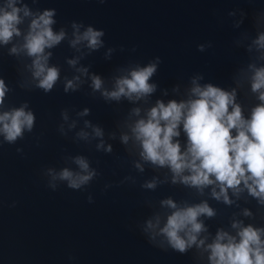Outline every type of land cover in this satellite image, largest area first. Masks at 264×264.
I'll return each mask as SVG.
<instances>
[{
    "label": "clouds",
    "instance_id": "9594fccd",
    "mask_svg": "<svg viewBox=\"0 0 264 264\" xmlns=\"http://www.w3.org/2000/svg\"><path fill=\"white\" fill-rule=\"evenodd\" d=\"M39 2L31 0L30 6L25 0H0V61L4 50L15 59L16 87L24 92L39 90L47 95L62 83L65 94L85 91L86 86L91 90L86 95L108 105H131L111 132L87 119L90 108H65L57 132L74 143L94 145L96 152L107 155L114 152L109 141H119L137 174L154 173L140 184L145 192L163 186L187 191L188 198L179 200L172 195L145 198L151 214L137 228L147 241L163 251L192 252L196 264H264V226L256 222L257 217L264 221V11L253 17L255 35L243 31L233 42L248 56V62L232 77L234 86L204 82L205 76L196 73L186 85L177 83L169 89L153 79L163 63L159 56L146 64L129 60L109 77L93 72L92 65L83 61L102 49L104 59L111 61L118 51L106 46L105 31L77 21L57 30V10L40 9L36 7ZM228 15L235 29L247 17L240 9ZM64 43L72 51L64 61L70 76L62 75L63 65L52 63L54 50ZM210 47V43L201 44L198 51ZM119 51L125 49L121 46ZM16 87L0 72V149L25 140L36 128L30 103L17 106L9 100ZM157 93L159 98L153 99ZM242 94L255 103L246 105ZM16 152L23 155L24 148ZM61 160L62 167L41 171L53 192L62 186L86 192L102 175L100 162L93 167L89 156L66 152ZM137 183V176L131 174L120 181L121 185ZM112 187L105 184L104 191ZM87 199L90 204L95 202L91 193ZM253 200L256 212L241 205V201L247 205ZM210 201L238 209L228 217L227 227H217L214 233L208 221L221 213Z\"/></svg>",
    "mask_w": 264,
    "mask_h": 264
},
{
    "label": "water",
    "instance_id": "95a60500",
    "mask_svg": "<svg viewBox=\"0 0 264 264\" xmlns=\"http://www.w3.org/2000/svg\"><path fill=\"white\" fill-rule=\"evenodd\" d=\"M25 2L32 6L31 0ZM36 7L57 10V30L77 21L105 31L106 46L118 49L112 60L104 59L102 49L83 61L104 77L129 60L146 64L159 56L163 63L153 79L161 88L186 85L196 73L205 76L204 82L229 88L234 86L232 77L237 68L248 62L247 53L233 42L243 31L255 35L253 17L264 11V0H40ZM237 9L247 14L240 29L233 28L228 15ZM209 43L212 47L198 51V45ZM121 46L124 52L119 51ZM54 53L52 63L63 65L62 75L70 76L64 61L72 56L71 49L64 43ZM0 72L11 87H16V61L6 50ZM90 91L85 86V91L65 94L60 83L47 95L39 90L24 92L19 87L10 94L9 100L17 106L30 103L37 122L25 140L0 149V264H196L192 252L163 251L151 245L137 228L151 214L144 205L146 197L159 200L172 195L179 200L188 198L186 190L163 186L156 192H145L140 184L154 173L137 174L119 141H109L114 152L107 155L96 152L94 145L74 143L57 132L60 112L65 108H90L87 119L111 132L131 107L127 102L108 105L85 94ZM241 100L246 105L255 103L243 94ZM18 147L24 148L23 155L17 154ZM66 152L89 156L93 167L100 162L102 175L88 191L62 186L53 192L47 188L42 169L62 167L61 157ZM130 174L137 176L138 183L121 185ZM105 184L113 187L105 192ZM90 193L95 201L91 204L87 199ZM210 203L221 213L208 221L214 233L217 227H227L228 217L238 209ZM241 205L257 211L254 200L247 205L241 201ZM256 222L264 226L259 217Z\"/></svg>",
    "mask_w": 264,
    "mask_h": 264
}]
</instances>
